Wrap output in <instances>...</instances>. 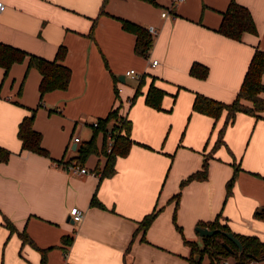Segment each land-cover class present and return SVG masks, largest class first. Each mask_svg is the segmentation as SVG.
Wrapping results in <instances>:
<instances>
[{"label":"crops","instance_id":"obj_1","mask_svg":"<svg viewBox=\"0 0 264 264\" xmlns=\"http://www.w3.org/2000/svg\"><path fill=\"white\" fill-rule=\"evenodd\" d=\"M3 1L0 43L47 59H55L64 45L62 62L72 75L66 89L41 97L39 70L31 68L25 77L28 58L13 63L4 79L0 65V146L10 150L8 160H0V264H42L40 249H47L46 264H190V248L179 247L170 216L180 182L201 169L205 159L208 177L182 189L180 221L196 225L220 215L233 231L250 233L244 224L251 227L254 212L264 207V111L262 117L238 112L225 131V143L214 148L226 112L216 120L194 110L193 102L197 93L234 100L255 50H264V0H237L250 9L258 29L241 39L218 31L231 0H108L101 15L103 0ZM121 17L156 27L148 57L135 51L136 34L123 28ZM154 59L158 64L152 65ZM195 61L209 67L207 77L190 73ZM132 68L145 75L134 101L140 78L126 74ZM152 82L166 91L162 109L145 101ZM119 103L120 113L132 121L129 153L117 157L110 176L95 171L106 163L103 154L89 156L87 173H75L66 161L92 136L94 121ZM31 108H36L34 127L50 156L22 148L18 127ZM78 130L83 136L76 142ZM235 164L240 170L225 199ZM95 193L106 208L91 205ZM168 198L172 202L147 230V241L141 240L139 221ZM75 205L85 213L76 223L70 218ZM21 231L33 243L23 242ZM188 234L201 241L199 232L189 229ZM66 235L73 238L71 244L65 243Z\"/></svg>","mask_w":264,"mask_h":264},{"label":"trees","instance_id":"obj_2","mask_svg":"<svg viewBox=\"0 0 264 264\" xmlns=\"http://www.w3.org/2000/svg\"><path fill=\"white\" fill-rule=\"evenodd\" d=\"M157 4L156 0H149ZM108 0H103L100 15L106 13L105 6ZM124 29L136 34L135 51L148 57L150 50L153 47L155 34H152L149 29L141 23L135 22L127 18H120ZM97 18L94 19L93 26L89 32L93 36ZM218 31L222 34L234 38L241 39L244 32L258 33L256 21L250 9L237 0H231L226 10L223 11V17ZM67 53V47L61 45L58 49L55 59H47L35 53H28L26 50L6 43H0V65L5 68L7 75L13 63L19 62L28 58V67L25 72V77L31 68H36L42 74L39 84L40 96L43 97L48 91L54 89H66L71 80L72 71L69 66L63 63ZM190 73L196 77L205 78L209 73V67L201 62L195 61L190 67ZM264 50L257 48L251 58L248 69L245 73L241 87L231 102H225L216 98L210 97L203 93H197L193 109L205 114H208L218 120L224 112H226L225 121L219 130L217 141L214 148L225 143L224 135L227 127L232 124L238 112H245L256 117H262L264 111ZM145 81V75H142L139 84L136 88L134 96L131 98L134 101L139 94L142 93V85ZM23 86V85H22ZM118 94V90L116 89ZM166 91L155 85L152 82L148 91L145 93V101L148 105L162 109V99ZM36 108H31V114L26 115L18 127V137L21 140L22 148L28 149L45 156H50V152L42 145V133L34 127V119ZM98 125L93 126V134L90 139L80 143L77 155L69 158L66 165L70 163L84 166L85 162L92 154L105 155L106 163L103 168L98 164L95 171H101L102 176H110L116 172L115 163L118 156L129 153L134 140L131 138L132 121L120 113L119 107H116L105 116L97 119ZM99 133L103 134V143L98 145L97 137ZM113 137L112 146L109 149V137ZM10 156V150L0 146V160L6 161ZM240 166L234 165L232 177L227 182V196L232 193L233 185L237 179ZM208 177V160L205 159L201 169L191 173L181 183L185 185L194 179H206ZM181 192L174 195L177 200L176 206L179 204ZM91 205L100 208H106V205L100 201L96 195L91 199ZM163 207H155L139 221L137 232L142 231L141 240L147 241L146 232L154 222ZM255 216L264 219V208H259L255 211ZM220 215L213 220L199 221L198 225L205 226L211 229H219L212 235L201 236V241H188L191 245V256L189 257L190 264L202 263L205 254L209 256L207 264H223L224 259H229L235 264H250L254 261L264 259V241L257 234L238 233L231 229L227 222L219 220ZM4 222L11 232L17 230L15 224L5 216ZM224 231H233L234 234L242 241L243 249L239 250L237 244L232 241L224 233ZM23 242H32L28 233L25 231L19 232ZM65 243L71 244L73 238L69 235L64 236ZM224 242L228 243L232 250H229ZM42 252V264H46L47 249H40Z\"/></svg>","mask_w":264,"mask_h":264},{"label":"rangeland","instance_id":"obj_3","mask_svg":"<svg viewBox=\"0 0 264 264\" xmlns=\"http://www.w3.org/2000/svg\"><path fill=\"white\" fill-rule=\"evenodd\" d=\"M6 77V74H5V71L3 73V78L4 79ZM134 96V95H133ZM126 99V98H125ZM126 101H128V99H126ZM119 107V110L121 111V109L123 108L122 105L119 103V105L117 106ZM93 128V126H92ZM82 130H78L75 135L73 136V138L75 136H83L81 135ZM83 133V132H82ZM93 134V132H92ZM91 138V137H90ZM89 138V139H90ZM74 140V139H73ZM72 140V141H73ZM97 142H98V145L101 146L102 143H103V134L102 133H99L98 137H97ZM91 158V157H90ZM89 158V159H90ZM232 176L229 177V179L231 178ZM228 179V180H229ZM228 180L226 181L225 183V199H227L229 196H227V182ZM236 182V181H235ZM235 184V183H234ZM185 185H183L181 182H180V185H179V190L178 192H181L182 194V189ZM233 189H234V185H233V188H232V192H233ZM174 198V197H173ZM172 198V199H173ZM171 198H168L166 200L165 203H163V208L165 206V209H166V205L169 204V200ZM175 199V198H174ZM179 201H180V198H179ZM170 202H172L170 200ZM255 213V212H254ZM252 220V223H250L251 227L249 226V224H244L245 228L247 230H250V233H245V234H255L257 233L256 230H260L261 231V234H257L260 236V238L264 241V219L263 218H260V217H256L255 214H254V218L251 219ZM200 221H208V220H200ZM198 222H196V225H183L182 222L180 221L179 219V213H178V205L176 206L175 203L173 204V207H172V212H171V216H170V224L174 226L175 230L177 231V235H178V238L180 243H179V247H189L190 248V256H191V252H192V247L190 245V243L188 241H197L199 242V240H197V238H194V237H190V235L188 234V231L189 229H191L192 231H197V226H198ZM236 232V231H235ZM238 233H241V232H238ZM177 241L176 240H172V243H176ZM204 258H209V256L207 254L204 255L202 261L204 260ZM232 261V260H231ZM233 262V261H232ZM235 264V262H233ZM258 264H264V259L263 260H260L258 262Z\"/></svg>","mask_w":264,"mask_h":264},{"label":"built area","instance_id":"obj_4","mask_svg":"<svg viewBox=\"0 0 264 264\" xmlns=\"http://www.w3.org/2000/svg\"><path fill=\"white\" fill-rule=\"evenodd\" d=\"M183 1H185V0H171V3L172 4H178V3L183 2ZM5 9H6V3L3 0H0V13L3 12ZM167 15H168V11L166 9H164L162 11V16H167ZM148 29L152 34H157V32H158L156 27L152 26V25ZM156 64H158V60L154 59L152 61V65H156ZM126 74L135 76L137 78H141V76H142L134 68L128 70L126 72ZM93 125L97 126L98 121L97 120L94 121ZM108 137H109L108 144H109V149H110L112 146L113 137L111 136V134L108 135ZM80 140H81L80 137H78V136L74 137V141L78 142ZM67 167L72 169L75 173H87L89 171L87 167L81 166V165L75 164V163H70L67 165ZM70 215H71L72 219L74 220V222L76 223V222H80L83 220L85 213H84L83 209H81L80 207L75 205V206L71 207ZM223 264H234V263L229 259H224Z\"/></svg>","mask_w":264,"mask_h":264},{"label":"water","instance_id":"obj_5","mask_svg":"<svg viewBox=\"0 0 264 264\" xmlns=\"http://www.w3.org/2000/svg\"><path fill=\"white\" fill-rule=\"evenodd\" d=\"M77 146V143L75 142L73 147L75 148ZM264 208V207H262ZM71 218V221L74 222V220ZM219 229H211V228H208V227H205V226H200L198 225L197 226V231L199 232V234L201 236H207V235H212L214 234L215 232H217ZM224 233L228 236V238H230L232 241H234L237 246L239 247V250L242 251L243 249V244H242V241L234 234L233 231H224ZM225 246L229 249V250H232V248L229 246L228 243L224 242Z\"/></svg>","mask_w":264,"mask_h":264}]
</instances>
